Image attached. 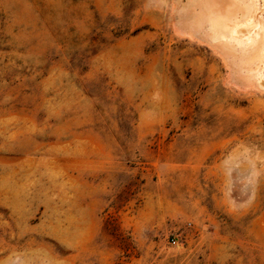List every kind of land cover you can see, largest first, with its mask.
<instances>
[{"label": "rangeland", "instance_id": "1", "mask_svg": "<svg viewBox=\"0 0 264 264\" xmlns=\"http://www.w3.org/2000/svg\"><path fill=\"white\" fill-rule=\"evenodd\" d=\"M264 0H0V264H264Z\"/></svg>", "mask_w": 264, "mask_h": 264}, {"label": "bare ground", "instance_id": "2", "mask_svg": "<svg viewBox=\"0 0 264 264\" xmlns=\"http://www.w3.org/2000/svg\"><path fill=\"white\" fill-rule=\"evenodd\" d=\"M262 84H263V87H264V80H263V83Z\"/></svg>", "mask_w": 264, "mask_h": 264}]
</instances>
